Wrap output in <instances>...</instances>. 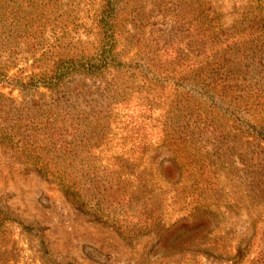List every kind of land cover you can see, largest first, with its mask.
I'll return each mask as SVG.
<instances>
[{
    "label": "rangeland",
    "instance_id": "rangeland-1",
    "mask_svg": "<svg viewBox=\"0 0 264 264\" xmlns=\"http://www.w3.org/2000/svg\"><path fill=\"white\" fill-rule=\"evenodd\" d=\"M100 1L0 0V92L10 112H32L29 98L49 103V91L24 77L96 50ZM113 7L122 68L74 74L68 86L96 88L78 91L72 112L99 105L106 155L133 144L121 155L129 200L109 206L121 228L93 220V207L75 209L23 159L31 147L0 143V264H264V0ZM192 58L205 60L195 75L181 70ZM177 119L194 131L174 147L166 132Z\"/></svg>",
    "mask_w": 264,
    "mask_h": 264
},
{
    "label": "trees",
    "instance_id": "trees-1",
    "mask_svg": "<svg viewBox=\"0 0 264 264\" xmlns=\"http://www.w3.org/2000/svg\"><path fill=\"white\" fill-rule=\"evenodd\" d=\"M113 6L114 0H101L100 7L94 13L92 20L99 36L94 52L61 57L49 69L31 72L24 77L34 90L42 87L49 91V105L40 101V97L29 98L32 112L27 111L24 115L10 112L9 106L13 100L0 92V143L20 142L23 146L31 147L33 152L25 154L23 159L42 177L55 182L75 209L84 212L86 205L93 207L89 214L93 220L108 222L120 229L122 222L110 218L109 206L122 205V202L129 200L130 194L124 192L127 174L122 166L125 161L121 155L133 154V144L127 146L122 141L117 145V151L106 155L105 150L109 148H105L107 142L100 131L101 126L96 122L99 116L92 113L98 110L99 105L93 107L87 104L89 112L82 117H77L79 111L76 114L72 112L77 107L78 91L80 95L87 96L96 88L82 91V85L85 86L83 80L68 86L74 74L88 77L108 71L110 67L116 71L122 68L120 62L116 63L118 53L114 52ZM192 45L200 44L195 41ZM191 60V64L181 70L186 69L188 74L195 75L204 69L205 60ZM177 63L180 67L181 63L178 60ZM3 67L0 64V81L5 75ZM4 87L0 84L1 90ZM87 103L90 101L87 100ZM182 120L177 119L179 124L166 132L168 143L174 147L183 139L181 134L187 135L194 131L188 125L185 126ZM210 133H214V130ZM150 142L156 144V141ZM142 143L145 147L152 146L149 141L142 140L141 148H145ZM112 146L116 149L115 144ZM81 171L84 177L82 185L78 180ZM241 252L237 251L236 257H241Z\"/></svg>",
    "mask_w": 264,
    "mask_h": 264
}]
</instances>
